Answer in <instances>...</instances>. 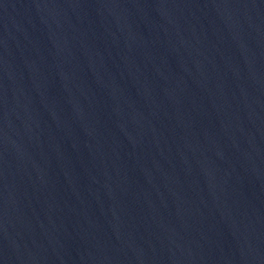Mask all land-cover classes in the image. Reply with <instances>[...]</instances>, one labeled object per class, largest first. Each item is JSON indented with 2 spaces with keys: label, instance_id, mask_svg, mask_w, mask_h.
<instances>
[{
  "label": "water",
  "instance_id": "water-1",
  "mask_svg": "<svg viewBox=\"0 0 264 264\" xmlns=\"http://www.w3.org/2000/svg\"><path fill=\"white\" fill-rule=\"evenodd\" d=\"M0 264H264V0H0Z\"/></svg>",
  "mask_w": 264,
  "mask_h": 264
}]
</instances>
